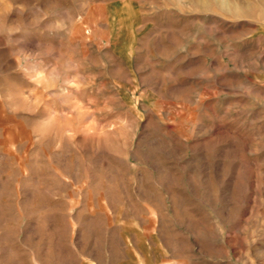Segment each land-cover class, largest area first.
<instances>
[{"label": "rangeland", "instance_id": "obj_1", "mask_svg": "<svg viewBox=\"0 0 264 264\" xmlns=\"http://www.w3.org/2000/svg\"><path fill=\"white\" fill-rule=\"evenodd\" d=\"M0 264H264V0H0Z\"/></svg>", "mask_w": 264, "mask_h": 264}]
</instances>
